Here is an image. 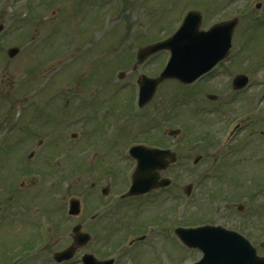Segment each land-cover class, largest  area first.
<instances>
[{"label": "rangeland", "instance_id": "1", "mask_svg": "<svg viewBox=\"0 0 264 264\" xmlns=\"http://www.w3.org/2000/svg\"><path fill=\"white\" fill-rule=\"evenodd\" d=\"M3 1L5 2L0 3V22H4L6 27L0 37V264H55L52 255L72 242L71 229L77 224L81 225V231L89 232V229L93 228L95 230L93 236L96 241L77 249L74 256L64 262L66 264H80L79 259L85 252H92L98 258L106 257L110 253H119L118 258H122L119 260L117 258L116 264H157L158 261L162 264H191L198 260L201 256L200 251L185 248L176 238L167 241V244L162 247L155 246L152 250L138 245L118 252L114 248V244L119 241L124 243L134 236L133 230H127L125 236H120L117 230L119 237L110 231L106 235L105 241L111 242V244L102 246L100 244L103 238L102 229L97 224L87 221L88 214L85 205L82 214L77 217H69L66 214L70 197H77L81 200L85 198L87 184L92 179L105 184L108 182L107 174H110L114 177L115 183L119 184L124 165H126L121 157V150L128 143L143 137V134L137 133L138 130H148L146 133L149 136L155 134L158 141H161L163 131L182 126L179 122L181 118L177 114L176 117L170 116L168 120L164 121V113L172 109L169 112L170 115L175 111L173 104L175 98L177 99L176 105L185 103L187 109L192 108L194 111V117L184 115L182 120L194 123L193 131L197 132L194 144L187 145L183 149H175L179 161H185L188 158L191 159L195 154H200L199 149L209 154L211 151L221 154L230 151L229 149L251 150L250 154H246V157L234 150H231L226 156L225 162L230 160H235V162H233L232 177L226 181L225 185L218 183V181H222L219 175L220 170H214V176L207 178L210 180L204 178L202 182L206 187L214 188L217 185V188L221 190L220 194L227 192L225 193L227 195L236 189L237 195L232 196V209L238 203H246L248 209L253 207V228L249 236L257 252L264 253V245H262V239L264 240V123L258 122L247 129L244 128L245 130L242 129L230 146L227 148L222 146V142L235 121H244L248 115L241 114L240 109L244 104L238 105V100L232 104H222L228 102L231 96L233 97L230 94L231 91L228 92L224 85L226 83L224 75L232 76L237 68L234 70L235 67L231 66L230 62L219 66L203 79L206 82L197 84L193 88L179 86L176 82H163L159 86L160 91L158 90L152 101L154 106L158 107V115L153 118L156 122L146 119L149 116L140 118L141 120L135 116L132 118L125 111L127 109L131 113L132 91L128 87L118 91L114 84L120 80L116 78L115 74L124 71L125 75L121 79L123 82L134 80L137 77L135 70L130 71L135 62L136 49L140 46L141 41L149 43L151 40L147 39V34L141 32L140 28L143 29L150 25L153 28L151 37L159 38L161 34V31L158 30L160 19L156 16L152 19L151 12L146 11L145 7L147 6L145 5L150 6L152 3L154 12H157L159 8L165 7V3L160 0H147L149 4H146L145 0H138L140 8L138 6L135 14L133 10L126 13V19L136 25L133 32H137V35H132V46L127 47L121 44L126 37H117L121 31L117 32L116 36L111 34V29L115 26L109 29L110 34L109 31H105L103 34L106 37V42L103 41L101 45L99 42H95L99 36L93 37V35L103 33V27H100V24L106 25L107 19L110 21L115 17L106 19L104 15L102 16V11L99 10L95 14L96 19L93 26L88 24L89 16L82 22L79 16L83 13L84 8H87L86 4L77 5L74 0H44L43 5L39 0ZM127 1L132 2V0H123L122 3ZM186 1L182 2L177 9L173 6V9L165 11L162 26L166 27L167 22H171L174 17H179L182 7L183 10L198 8L203 15L202 24H209L220 18H232L233 14L238 11L241 13L242 9L243 15L241 14L239 24L245 30L242 44L237 40L233 42V47H242L243 45L244 49H240L242 51L238 56H241L236 60L238 63L236 67L240 66L239 68H241V64L247 62L249 69L261 68L264 76V0H218L219 2L217 0H189L187 5L184 4ZM220 2L221 6H219ZM259 2L261 6L256 9L255 4ZM115 6L119 8V5ZM23 8H26V11ZM27 8L29 11L31 10L30 16L34 14V18L37 17L38 12V21H36L37 18L27 21L20 17L22 10L28 12ZM72 8H74L73 11ZM117 8L113 10H118ZM55 11L57 12L55 13ZM65 12H69L72 16ZM260 12L262 13L260 14ZM249 13L256 17L249 21ZM31 18L33 17L31 16ZM42 18H46V23L39 24ZM49 19L50 23L47 24ZM60 19L65 22L63 25H60ZM55 20L56 23H54ZM48 32L49 36L46 37ZM166 32H162V36L167 34ZM41 38H45L46 42L43 41L36 45ZM119 40L121 43L117 45L116 42ZM127 43L128 41L125 42L126 45ZM96 45L98 46L96 47ZM12 46L20 47V52L13 59H9L6 56V50ZM34 46L40 47L34 49ZM113 46H115L114 50L108 56H97L102 50L107 48L110 50ZM33 49L37 54L33 53ZM120 50H122L120 53L117 52ZM122 52L124 53L122 54ZM118 53L121 55L114 58V55ZM160 57L161 60L150 59L149 64L153 69L145 67L144 71L157 72L160 68L157 69L156 65L161 66L164 56ZM127 62L129 65H126ZM256 72H260V70ZM37 81L45 83L47 87L45 99L41 101L42 105L40 107L32 106L26 110L25 107L21 109L23 116L19 119L16 127L10 129L15 114L18 112L16 106H22L23 101L25 103L27 98L25 92L28 89L32 91L36 87ZM65 88L67 95L75 88L78 91L81 88L87 90L88 93L84 92V95L93 96L91 104L98 105L99 111L103 114L110 113L112 120L106 116L103 118V122H100L97 118L99 112L91 114L87 120L83 118L87 112L74 116L67 113L70 106L78 105L82 101L65 102L66 99L53 98L57 94L62 95L61 92ZM114 89L117 93L119 92L116 93V96ZM187 90L193 91L194 99L192 101L187 99ZM259 91L261 90L259 89ZM252 93L256 94L257 89H252ZM209 95L216 96L217 100H208ZM201 107L210 108L209 113H203ZM258 107L260 112H257V116L260 118L264 113V103L258 104L254 111ZM140 113H146V111ZM162 114H164L163 119ZM127 123L130 126L127 127L126 132L119 134L120 140L126 141L119 144L114 141L115 136L120 129H124ZM61 126H64V129H61ZM151 126L156 127V132H150ZM7 129L9 130L6 133ZM188 129L191 130V126H188ZM190 130L187 131L184 128L185 133L180 136V141H187V132L190 134ZM128 131H132V133L126 139ZM28 132L31 136H28ZM72 132L77 134L74 139L69 135ZM37 140H41V145L37 146ZM53 140L52 144L49 143ZM167 140L170 142V139ZM45 149H51L52 152V156L47 158L48 161L54 162L50 165L53 167L51 172L48 169L40 168L42 166L41 157L46 151ZM65 149L74 156L76 150L82 152L84 149H91V152H86L83 157H80L83 159L80 161L73 159L68 153L62 160L55 161L54 156L63 154ZM32 151H34L33 156L30 159L27 158ZM238 156L241 157L237 158ZM44 159L46 160V157ZM100 162L107 165L108 170L100 169L98 167ZM204 164L190 170L188 175L186 171V173L180 171L182 168L176 171L173 193L174 197H180L173 199L175 213L172 224L175 227L185 222L182 214L181 187L188 182L194 183L198 173L207 170L203 169ZM247 180L250 183H246ZM123 184L124 182L119 186ZM245 185L246 187H244ZM244 188H246V193L243 191ZM210 192V194L214 193L213 190ZM207 193L208 191L203 187L197 186L194 189L192 198L188 202L189 207L185 212V218L193 216V219L188 221L189 223L206 221V224H211L213 221L228 226L240 225L237 224L230 210L227 214L225 208L222 207L224 201L210 200L206 196ZM246 194L251 196L249 202ZM196 196L197 199H195ZM196 203L198 204L197 208H201L199 213H195V208H192ZM107 218L110 219V217ZM242 220H244L243 217L240 221ZM154 223L150 224L154 225ZM39 226L47 227L46 234L43 230L37 234ZM240 227L247 232L250 231L246 225ZM154 234L155 237L160 236L158 227L154 229ZM125 250H127L126 254ZM151 252H153V258ZM125 259L128 263H123Z\"/></svg>", "mask_w": 264, "mask_h": 264}, {"label": "water", "instance_id": "2", "mask_svg": "<svg viewBox=\"0 0 264 264\" xmlns=\"http://www.w3.org/2000/svg\"><path fill=\"white\" fill-rule=\"evenodd\" d=\"M197 24V23H196ZM224 37V33H214L207 32L205 34H200L191 28L186 34H183L182 37H179L176 41V46H180L183 52V65L184 69H165V71L161 74L160 77L154 79V83L157 84L161 79L165 77H176L183 81H189L190 78L187 77L190 74L196 76L203 71L200 68V59L202 55L210 48L216 40H221ZM201 42V43H199ZM156 46H150L142 51L139 54V58L142 59L148 53L155 50ZM16 52V48L9 49L8 53L12 56ZM193 68H197L192 70ZM200 68V69H199ZM240 80V79H239ZM245 79H241L240 85L243 84ZM148 98V94L142 97V102H144ZM173 160V157L170 158ZM76 229V228H75ZM205 229V228H204ZM202 229L201 231H204ZM86 236L84 234H77L75 237L76 244H82L86 241ZM204 236L199 237L200 243L196 244L199 246L204 256L203 258L195 263V264H264V256H257L255 253V249L248 245L247 243H243L241 246V242L235 240L237 243L227 244L224 243L227 240L224 237L221 239L220 243L217 244H209L202 243ZM71 248L68 251H65L57 256H61L66 258L70 255ZM60 257V258H61Z\"/></svg>", "mask_w": 264, "mask_h": 264}, {"label": "flooded vegetation", "instance_id": "3", "mask_svg": "<svg viewBox=\"0 0 264 264\" xmlns=\"http://www.w3.org/2000/svg\"><path fill=\"white\" fill-rule=\"evenodd\" d=\"M131 163V165H124V169L125 172L127 173L129 167L134 166V162H129ZM101 165L103 163H100ZM120 174V173H119ZM118 174V175H119ZM172 176H173V167L170 166L167 170L163 171L161 174V177H169L172 180ZM129 179V175H125V181L124 184L122 186H117V187H112L111 183H106V184H101L98 181H94L93 179L89 182L88 187H87V209H88V217L89 218H96V217H104L107 218L108 216H113L112 220L116 221L117 223H120V217L121 214L124 213V209H125V204H121L119 202V200H115L113 203H115L113 205V208L110 209V201L112 200L113 196L115 194H118L119 196L126 190V188H123L124 185L126 184L127 180ZM120 180H122V178H120ZM171 183L166 186V192H171L172 191V186H170ZM102 187H106L107 189V196L103 197L101 196V188ZM155 191L157 190H151L149 192H145L143 194L137 195L136 197H134L133 199V209H135V213H138V218L135 219V224L136 227L138 229H140L141 234H144L145 238L143 241H147L150 233L149 231H145L143 232V230L145 228H147V226L152 223V219L154 217V214L151 210V204L154 201V197L156 195H154ZM117 199H121V197L117 198ZM128 200L131 199V197L127 198ZM232 202L230 203H226L225 205V210L228 214L229 210L231 212V215H233V218L236 219L237 224H240L238 226H225L227 228H232L235 229L236 231L240 232L241 234H243L249 241L252 242V239L249 236V233L252 232V228H253V223H252V216L250 215H246L244 218V220L240 221L241 218L238 219V214H237V204L233 206V209L231 208L232 206ZM242 213L247 212L248 211V206L247 204H245L242 208ZM251 209H249L250 211ZM165 212H167V209H165ZM237 214V215H236ZM115 218H118L117 220H115ZM111 220V219H110ZM165 223H170L168 221V219H165ZM206 221H203L201 223L198 224H204ZM211 223H214L213 221ZM107 226H108V220H107ZM216 224V223H214ZM241 225H246V227H248V229L250 231H242L240 229ZM165 230H162L161 233L162 234H168V232L172 229V224H168L164 227ZM93 231V228L91 230V232ZM95 231V230H94Z\"/></svg>", "mask_w": 264, "mask_h": 264}]
</instances>
